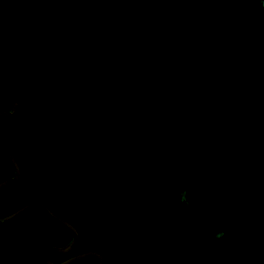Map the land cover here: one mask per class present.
Returning a JSON list of instances; mask_svg holds the SVG:
<instances>
[{"label": "trees", "instance_id": "trees-1", "mask_svg": "<svg viewBox=\"0 0 264 264\" xmlns=\"http://www.w3.org/2000/svg\"><path fill=\"white\" fill-rule=\"evenodd\" d=\"M19 1L30 23L4 42L22 24L7 8L0 79L20 114L0 128L22 178L0 192V218L46 202L77 228L81 253L98 248L85 238L92 232L83 197L113 199L143 224L136 248L185 262L188 245L212 242L217 232L181 227L149 248L182 219L258 230L251 223L264 216L261 0ZM38 127L41 144L19 139ZM14 173L0 140V181ZM182 188L193 193L194 209L179 204ZM70 238L45 210L32 209L0 225V264H46L45 250Z\"/></svg>", "mask_w": 264, "mask_h": 264}, {"label": "water", "instance_id": "water-1", "mask_svg": "<svg viewBox=\"0 0 264 264\" xmlns=\"http://www.w3.org/2000/svg\"><path fill=\"white\" fill-rule=\"evenodd\" d=\"M9 5L14 6L21 14L22 16V24L20 28L13 32L12 34H9L5 36L4 42H10L12 40L18 39L28 29L29 23H30V15L27 10V8L24 6L22 2L19 0H3L0 5V24L3 27L4 20H5V14L6 10ZM0 98L4 102V104L8 107H12V114L9 112H6L4 110H0V119L4 120H16L19 117L20 109L17 101L14 99H11L1 85V79H0ZM19 139L27 144L30 145H39L42 143L44 139L43 131L40 127L37 128V134L35 137H27L25 135H19ZM0 140L3 143L8 157L10 159V162L12 166L14 167L15 173L11 178L4 179L0 181V192L9 186H16L20 183L22 178V172L19 165V162L15 155L14 146L9 139L8 135H6L1 129H0ZM41 208L45 210L54 220H56L58 223L63 225L72 235V241L70 244L61 247V246H52L45 250L43 254V259L46 264H76L78 262H81L88 258H96L98 260V264H104V257L100 253H96L93 251H86L82 252L78 255L72 256L71 258L65 260L61 263H55L51 260L52 255H58V256H66L72 253L78 246L79 239H80V233L76 229V227L68 222L59 212H57L55 209H53L48 203L43 201H34L27 203L17 209L16 211L12 212L11 214L1 217L0 218V225H3L5 223H8L9 221H12L16 217L20 216L21 214L28 212L32 209ZM193 227L200 230L210 231V232H223L226 235L241 238L248 240L249 242L253 244H257L261 247H264V238L261 236H258L256 234L240 230L231 226H223V225H217L214 223H207L200 220H193V219H182L176 223H174L172 226H169L167 230L160 236V238L157 240L155 245H153L151 250H154V248L162 242L166 237H168L170 234H172L175 230L181 228V227ZM11 264H14V260L12 259ZM186 264V263H182Z\"/></svg>", "mask_w": 264, "mask_h": 264}, {"label": "rangeland", "instance_id": "rangeland-1", "mask_svg": "<svg viewBox=\"0 0 264 264\" xmlns=\"http://www.w3.org/2000/svg\"><path fill=\"white\" fill-rule=\"evenodd\" d=\"M84 210L86 223L91 235L85 238H93L100 248L115 249V255L120 256L119 264L124 260H130V258H137L136 254L132 253L133 238L136 237L137 230L142 227V223L137 225L130 221V214L120 205L117 200L101 198L100 196H87L83 197L81 202ZM264 212V210L262 211ZM149 222L148 219L144 218ZM144 221L143 218L141 222ZM251 228H256L254 234H258L264 237V216L257 222L251 223ZM194 238H206L204 235L199 234ZM231 242V240H230ZM199 248L200 244L194 243ZM191 245H189L190 248ZM153 248V247H152ZM203 251L232 256L236 260L245 262L247 264H264L257 260L253 256L249 255L246 251L234 248L232 245H219V244H207L202 247ZM205 255V253H203ZM253 255V254H252ZM95 261V259H94ZM149 261L146 259L145 263ZM181 264V262H177Z\"/></svg>", "mask_w": 264, "mask_h": 264}, {"label": "flooded vegetation", "instance_id": "flooded-vegetation-1", "mask_svg": "<svg viewBox=\"0 0 264 264\" xmlns=\"http://www.w3.org/2000/svg\"><path fill=\"white\" fill-rule=\"evenodd\" d=\"M6 13H7V11H6ZM5 21L6 20H4L3 27L5 25ZM8 25H9V29L11 30V25L10 24H8ZM0 26H1V24H0ZM9 34H12V32L7 33L5 36H7ZM5 36H4V38H5ZM6 94L11 99H13V100L15 99L13 96H11L10 94H8L7 92H6ZM0 110H4V111L9 112L10 114H12V107L6 106L4 104V102H3V104H0ZM0 120H4V119H0ZM8 121H12V120H8ZM0 129L2 130V128H0ZM2 131L6 134V132L4 130H2ZM143 220L145 221L144 218H143ZM140 229H139V231L137 230L136 237L133 238V247H134V249H132V253L133 254H136L137 258L133 257V258H130V260H128V259L127 260H124L121 264H146L145 263L146 259L149 260V261H147L148 264H177V262H181V264H182L183 262H185L183 260H176L175 258H173V256H170L168 254H166L165 256H162L161 258H158V257L155 258V257H152L150 253H147L146 254L145 253V248H142V247L136 248L137 243L139 242V240L141 238ZM159 238L160 237H158V239ZM230 240H231V242H230ZM234 240H235V238H227L226 240H222V239L217 240V239L214 238L212 240V242H209V244L232 245L234 248L239 249V250L246 251L249 255H251L254 258H256L257 260L263 262V260L261 258L264 259V250H259L255 246H251V245H240V244H236V242ZM243 240H245V239H243ZM71 241H72V239H70V240L68 239V241H66L65 244H61V245L66 246ZM156 242L157 241H155L152 245H155ZM207 244L208 243H204L199 248L196 246V244H190L191 247L190 248H187V247H189V245H188L186 247V249H185L186 255H189V257L192 260L191 261H187L185 263L186 264H247L245 262H241V261L236 260L232 256H227V255H222V254H216V253H211V252L203 251L202 250V247L203 246H206ZM255 245H257V244H255ZM78 246H79V243H78ZM158 246H159V244L154 248L153 251L151 250V247H149L150 248V251L154 252L155 249ZM97 247L98 248H94V250H89V251H93V252L102 254V256L104 257V264H106L108 262V260H107L108 258L111 260L110 261V264H119L120 256L119 255H117V256L115 255V253H114L115 249L114 248L113 249H105V248H100L99 245ZM259 247H261V246H259ZM77 249H78V247L72 253H70L69 255H67L68 256V259L71 258L72 256H75V255L80 254V253L76 252ZM109 251L112 252L113 256L108 255L109 254L108 253ZM84 252H86V251H84ZM203 253H205V255H203ZM88 259H90V258H88ZM92 259H93V261L95 259L94 264H98V260L96 258H93L92 257ZM85 260H87V259H85ZM11 261H12V258L10 260V264H11Z\"/></svg>", "mask_w": 264, "mask_h": 264}, {"label": "clouds", "instance_id": "clouds-1", "mask_svg": "<svg viewBox=\"0 0 264 264\" xmlns=\"http://www.w3.org/2000/svg\"><path fill=\"white\" fill-rule=\"evenodd\" d=\"M241 3H243V0H240ZM261 3L264 4V0H261ZM9 6H12V5H9ZM8 6V7H9ZM7 11V10H6ZM6 16V14H5ZM22 17V16H21ZM177 196H178V200H179V204L182 206V208L184 210H191V209H194L196 207V205L193 203V193H191L187 188H182L178 193H177ZM77 229V228H76ZM79 232V231H78ZM224 236V233L223 232H217L216 233V236H215V239L219 240V239H222ZM72 239V235H71V238ZM69 239V240H70ZM80 240V239H79ZM71 243V242H70ZM69 243V244H70ZM65 244V243H64ZM57 246H61V247H64V245H57ZM153 246V245H152ZM151 246V248H152ZM78 247V246H77ZM52 256H56V255H52ZM51 256V257H52ZM67 256V255H66ZM68 259V258H67ZM66 259V260H67ZM52 260V259H51ZM53 261V260H52ZM65 261V260H64ZM62 261V262H64ZM54 262V261H53ZM55 263H58V262H55ZM61 263V262H59ZM185 263V262H184Z\"/></svg>", "mask_w": 264, "mask_h": 264}]
</instances>
